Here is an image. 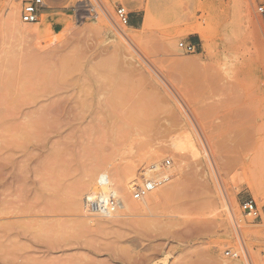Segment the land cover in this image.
<instances>
[{
  "label": "rangeland",
  "instance_id": "1",
  "mask_svg": "<svg viewBox=\"0 0 264 264\" xmlns=\"http://www.w3.org/2000/svg\"><path fill=\"white\" fill-rule=\"evenodd\" d=\"M26 1L0 0V264H264V224L240 208L264 206V0H43L35 24L13 27L11 9L20 20ZM118 6L138 28L119 25ZM124 28L156 66L117 37ZM192 38L198 51L183 54L178 43ZM165 160L158 207L112 221L70 211L91 178L82 198L98 177L117 191L133 168L137 186Z\"/></svg>",
  "mask_w": 264,
  "mask_h": 264
},
{
  "label": "bare ground",
  "instance_id": "2",
  "mask_svg": "<svg viewBox=\"0 0 264 264\" xmlns=\"http://www.w3.org/2000/svg\"><path fill=\"white\" fill-rule=\"evenodd\" d=\"M141 3L136 2L133 6V9H141ZM105 8V7H104ZM247 8V7H246ZM143 9V7H142ZM146 12H147V15L149 14L148 13V7L146 6L145 8ZM107 11V15L109 16L110 19H112V16H111V13L108 9H106ZM246 11V10H245ZM238 15V14H237ZM9 21H10V24L15 27L19 24V22H21L20 20H18V10H16V8H13L11 9V13H10V16H9ZM22 23V22H21ZM24 24V23H23ZM35 24V23H34ZM31 25V24H29ZM120 25V24H119ZM129 25V24H128ZM126 28V27H125ZM124 29H120L118 31H116L115 34H117V37L120 38V40H122L123 42H125L126 44H129L131 45L134 50L139 53L141 55V57H143L145 60H147L150 65L152 64L153 66H156L154 65L153 63V60L151 61L149 58H148V54L146 55L145 53V49H144V46H143V42H142V39L140 36H138L137 34H134V33H130L128 31H126ZM132 28V27H131ZM238 30V29H237ZM243 35V34H242ZM143 59V60H144ZM157 68V67H156ZM155 68V69H156ZM157 70V69H156ZM45 75V74H44ZM162 75V74H161ZM160 75V76H161ZM163 76V75H162ZM163 78V77H162ZM50 79V78H49ZM54 79V78H53ZM170 80V79H169ZM55 82V81H54ZM49 83V82H48ZM264 83V82H263ZM261 83V84H263ZM259 84V83H258ZM260 84V85H261ZM14 85V84H13ZM172 85V84H171ZM170 85V87H171ZM22 86V85H21ZM7 89H9V81L5 84L4 86ZM11 88V87H10ZM173 88V86H172ZM4 89V88H2ZM175 89V88H173ZM5 90V89H4ZM18 89H16L17 91ZM20 90V89H19ZM40 90V89H39ZM48 90V88H47ZM13 91V90H12ZM24 93L26 92V90H24ZM29 91V90H27ZM44 91H46V89H44ZM176 91V89L174 90ZM178 91H176V94L177 96L180 98L182 104L184 105V107L188 110L190 116L192 117V119L194 120L195 122V125L197 126V130H199V133H200V137H201V140L206 148V150L210 153V156L212 158H214V156L216 155V152L217 150L215 149V146H214V139L211 137V135L209 134V132L206 130V128L203 126V124L198 120L195 112L193 111V109H191V107L189 106V102L185 99V97H183V95L181 93H177ZM5 93V92H4ZM28 93V92H27ZM30 93V92H29ZM33 93V92H32ZM36 94V93H35ZM257 94L259 95L260 97V100H264V88H259L258 91H257ZM10 95V94H9ZM254 99H256L254 97ZM257 101H258V98H257ZM256 119L259 118V117H255ZM252 119H254L252 117ZM41 121V120H40ZM250 121V119L248 120V122ZM246 123V122H245ZM251 123H253L251 121ZM252 126V125H251ZM247 128H249L247 126ZM178 141V140H177ZM188 141V139H187ZM176 141L173 142V144L171 143V145L173 147H176L177 149H174L178 150L179 151H183L182 147H183V143L182 142H179V143H182L181 146H179L178 148V144L176 146ZM180 145V144H179ZM182 149V150H181ZM173 150V151H174ZM216 150V152H215ZM175 152V153H176ZM195 151H193V154H194ZM148 155H147V159H148V163H152L154 162V160L158 159V154L156 152V150H151L150 152L148 151ZM198 153V152H197ZM196 156V155H194ZM181 157V156H180ZM144 160V159H143ZM186 165V164H185ZM158 166L159 164H153L151 165L150 167H147L145 170V175H146V178L143 179V182L148 180V179H151L153 178L156 174L154 172L158 171ZM170 168V167H169ZM168 168V169H169ZM164 170L163 173L166 174V171L168 170ZM150 173H152V177L150 176ZM168 176V175H167ZM94 178V177H93ZM91 178V179H93ZM99 179L97 180V188L95 190V192L91 193V194H86L85 198L86 197H91V196H95V195H103V196H106L108 193L112 192V194L115 196V198L118 200L119 202V210L110 218H102L104 220H116L117 218H123V217H138L140 216V212L146 210V209H152V208H156L160 205V202H159V199L160 197L162 198L163 194H160L161 193V189L160 187H158L157 189L149 192L148 194H146L144 197H142V200H144V202H137L135 201L134 199H132L133 196H130V190L132 189V187L138 182L139 178L133 173V168H128L127 169V172L125 173H119L116 178L118 179V183H117V191L114 190L113 186L108 183V180L105 179V176H101V177H98ZM90 179V181L88 182H85L83 185H81L80 187L78 188H75V191L74 193H72V197L70 199V204H69V209L72 213L76 214L78 217H88V218H100L101 217H94V216H89L88 214H86L87 212L85 211L84 209V202H85V198L83 200V204H82V193L84 192L85 193V189H87L90 185V183H92V180ZM95 179V178H94ZM169 180V179H168ZM100 181H103V183H100ZM105 181V182H104ZM168 182V181H167ZM96 183V182H95ZM165 184V183H164ZM96 185V184H95ZM136 186L133 187V189L135 188ZM92 188V187H91ZM94 190V189H93ZM92 190V191H93ZM164 190V189H163ZM163 192V191H162ZM161 196H160V195ZM166 193H165V199H166ZM141 200V199H140ZM83 205V207H82ZM226 212H227V216L229 218V220L235 225V227L238 229V232L240 233V239L241 241H244L245 239V232L243 231V221H242V218L241 216L238 214V211H237V208H236V205L230 201V202H227V209H226ZM92 220V219H91ZM245 224V223H244ZM245 244V243H244ZM246 247V245L244 246ZM246 249V248H245ZM247 253H248V259H249V252L248 250L246 249ZM251 258V257H250ZM250 260V259H249ZM252 261H249L250 264Z\"/></svg>",
  "mask_w": 264,
  "mask_h": 264
},
{
  "label": "built area",
  "instance_id": "3",
  "mask_svg": "<svg viewBox=\"0 0 264 264\" xmlns=\"http://www.w3.org/2000/svg\"><path fill=\"white\" fill-rule=\"evenodd\" d=\"M45 8V3L43 0H28L26 1L21 8L20 12V21L24 24H34L38 21L39 13L42 9ZM256 13L263 16L264 15V2L258 3L256 5ZM96 16V12L93 9L89 10V15ZM129 13L124 7L118 6L115 9V17L117 22L121 26H127L129 24ZM178 49L183 54H196L199 49V46L188 42L178 43ZM170 167V160H165L158 166V171L154 172L156 175L142 182L140 185H137L133 191L132 196L135 200H140L149 192L157 189L166 183L169 179L167 174H164L163 171ZM105 182V181H104ZM103 183V181H100ZM240 208L242 212L251 217L254 221L264 224V206L258 208L257 204L252 199L244 200ZM84 209L89 216L101 217V218H110L119 210V202L112 194L108 193L106 196L95 195L91 197H86L84 202ZM226 255L229 258H237L238 255L235 252L227 251Z\"/></svg>",
  "mask_w": 264,
  "mask_h": 264
},
{
  "label": "crops",
  "instance_id": "4",
  "mask_svg": "<svg viewBox=\"0 0 264 264\" xmlns=\"http://www.w3.org/2000/svg\"><path fill=\"white\" fill-rule=\"evenodd\" d=\"M140 23V18L138 16V14H132L129 15V26L133 27V28H138ZM188 43L194 44L196 46H199V42L197 38H192L188 41Z\"/></svg>",
  "mask_w": 264,
  "mask_h": 264
}]
</instances>
